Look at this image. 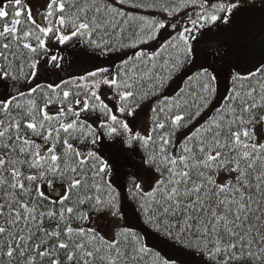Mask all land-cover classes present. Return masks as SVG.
Wrapping results in <instances>:
<instances>
[{
    "label": "snow or ice",
    "instance_id": "snow-or-ice-1",
    "mask_svg": "<svg viewBox=\"0 0 264 264\" xmlns=\"http://www.w3.org/2000/svg\"><path fill=\"white\" fill-rule=\"evenodd\" d=\"M248 6L264 0H0V264H178L124 223L105 138L143 148L153 179L129 176L123 198L158 244L264 264V62H198L203 35ZM68 47L121 58L63 76Z\"/></svg>",
    "mask_w": 264,
    "mask_h": 264
},
{
    "label": "trees",
    "instance_id": "trees-1",
    "mask_svg": "<svg viewBox=\"0 0 264 264\" xmlns=\"http://www.w3.org/2000/svg\"><path fill=\"white\" fill-rule=\"evenodd\" d=\"M256 8L259 7L256 6L243 7L239 10V12L236 13V15L234 16V18L232 19L229 25L221 26L216 31L206 32L200 41L201 60L198 62H205L212 51H219L220 48H218V44L221 40L224 43L223 35L225 34V31L230 27L238 26L240 23L244 22L246 16H248L249 18L255 16L257 14L255 13ZM143 11L145 14H149L147 10H143ZM248 22L249 20H246V23ZM215 35H216L215 40H210V38ZM216 38H218L219 40L218 42H215L217 40ZM225 41L230 43V41L228 40ZM65 50H67V52L64 53V57H65L64 70L60 73L63 76H67L71 74H79L84 72L85 70L91 69V68L79 69L77 72L74 73H70L68 71L70 69V66L74 58L77 57L78 54H82L84 58H88V59L89 58L107 59L111 57L112 62L110 64L119 63V60L121 58L120 55L118 54H112L109 57L98 58L95 53H92L91 51H87V50H82L80 47H76V48L68 47ZM217 63L222 64L225 68L235 67L239 69L241 72L247 71L248 69L256 65L252 62H249L248 59L241 54L237 58H233L231 60L229 59L225 60L224 58H222L221 55L220 60ZM52 79H56V77L53 76ZM182 79L183 76L176 78L172 82H169L168 85L165 87L163 94L169 96L173 95L178 90V88L182 86L181 84ZM4 82L7 83L6 81ZM226 86H227V82L225 81L224 84L221 85L220 91L223 92ZM217 99H219V97ZM132 120L133 119H130V126L134 127V129L138 131V124L135 118H134L135 123L132 122ZM184 131L185 130H181L178 133ZM100 151L103 155H105V158H108L110 160V162L114 167V170L118 173L114 177V179L116 180V184L122 193V209L125 212L124 223L134 228L135 230L140 231L141 234L144 235L145 239L148 241L149 246L156 247L157 250L161 251V254L164 255L166 258H175L178 264H200L199 262L194 261L198 259L196 256L191 255L190 253L186 252L179 246H175L171 244H164V245L158 244L151 231L148 230L146 226L142 224L138 216V208L136 207L135 202L130 199L125 200L123 198L127 190V187L130 186L127 185V178L129 176L134 177L136 179L139 178L136 164L141 161L139 159L138 153L140 152L143 155L144 154L143 148L139 150L138 148H135V146L129 147L127 145H123L122 141L119 139L115 141H107V139L105 138L104 140L101 141ZM94 222L99 228L103 229V231L106 234H109L111 228L110 225L113 222H115V219H112L111 217H108L106 215H101L94 217ZM117 223L118 221H116V224ZM116 224L113 225L112 229L115 227Z\"/></svg>",
    "mask_w": 264,
    "mask_h": 264
},
{
    "label": "rangeland",
    "instance_id": "rangeland-1",
    "mask_svg": "<svg viewBox=\"0 0 264 264\" xmlns=\"http://www.w3.org/2000/svg\"><path fill=\"white\" fill-rule=\"evenodd\" d=\"M34 3L39 6V3H42L43 0H33ZM35 11V9H34ZM255 16L248 17L246 16L245 21L240 23L238 26L230 27L225 31L223 35L224 43L222 40L218 44V48L223 49L226 55H222V58L225 60L237 58L240 54L245 56L249 62L254 64H258L264 61V9L256 8ZM246 20H249L246 23ZM221 35V37H222ZM215 36L211 37L210 40H215ZM215 42H218V38ZM225 40L230 41V43ZM67 50H64L62 55L66 53ZM80 55V56H79ZM112 62V58L107 59H96V58H84L82 54H78L77 57L74 58L70 69L68 70L70 73L77 72L79 69H87L93 68L96 65L110 64ZM10 90V87L4 81H0V96L7 95ZM150 104L151 102L145 103L143 107L137 110L135 114V120L138 124V131L145 132L149 126V112H150ZM132 122L135 123L134 119ZM187 130L184 132H180L177 134V139L185 135ZM259 131V130H258ZM139 159L141 160L136 164V168L138 171V180L145 182V186L151 182L153 179L151 171L147 168L144 154L142 155L140 152L138 153ZM116 221L110 225L109 234L112 231V227L116 224ZM200 263V260H194Z\"/></svg>",
    "mask_w": 264,
    "mask_h": 264
}]
</instances>
